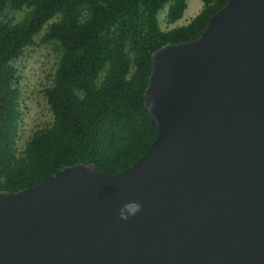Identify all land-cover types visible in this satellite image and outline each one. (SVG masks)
I'll return each instance as SVG.
<instances>
[{
    "label": "water",
    "instance_id": "1",
    "mask_svg": "<svg viewBox=\"0 0 264 264\" xmlns=\"http://www.w3.org/2000/svg\"><path fill=\"white\" fill-rule=\"evenodd\" d=\"M143 106L155 134L123 170L0 190V264H264V0L156 48Z\"/></svg>",
    "mask_w": 264,
    "mask_h": 264
},
{
    "label": "trees",
    "instance_id": "2",
    "mask_svg": "<svg viewBox=\"0 0 264 264\" xmlns=\"http://www.w3.org/2000/svg\"><path fill=\"white\" fill-rule=\"evenodd\" d=\"M169 0H0L29 7L14 23L0 22V190L15 191L63 165L87 163L104 173L128 167L155 134L143 106L150 56L161 45L198 36L225 0H201L186 24L162 30L157 13ZM171 0L165 21L181 16ZM45 25L41 42L58 52L52 84L43 89L52 115L16 149L18 89L11 61Z\"/></svg>",
    "mask_w": 264,
    "mask_h": 264
},
{
    "label": "rangeland",
    "instance_id": "3",
    "mask_svg": "<svg viewBox=\"0 0 264 264\" xmlns=\"http://www.w3.org/2000/svg\"><path fill=\"white\" fill-rule=\"evenodd\" d=\"M169 0L158 11L157 18L160 27L165 23V12ZM201 5L200 0H186V10L180 21L189 20L198 9L192 10V4ZM29 7L23 6L19 10L5 9L0 14V22L14 23L20 20ZM54 18L43 24L41 29L33 36V41L26 45L22 53L11 61L15 68V85L18 89L19 121L17 127L16 149H23L25 142L33 131L47 126L52 121V115L43 96V89L52 84L53 72L58 59V52L52 42H41L40 38L45 25Z\"/></svg>",
    "mask_w": 264,
    "mask_h": 264
},
{
    "label": "crops",
    "instance_id": "4",
    "mask_svg": "<svg viewBox=\"0 0 264 264\" xmlns=\"http://www.w3.org/2000/svg\"><path fill=\"white\" fill-rule=\"evenodd\" d=\"M201 1V0H200ZM199 6H200V8H199ZM186 0H185V7H184V9H183V11H182V13H181V16H182V14H183V12H185V10H186ZM199 8V9H198ZM202 8V1H201V5H199V4H196V3H194V4H192V10L193 11H195L196 9H198V11L196 12V14L200 11V9ZM196 14H194V15H196ZM193 15V16H194ZM181 16L178 18V19H176L175 21H173L172 23H167L166 21H165V23H164V26L163 27H160V29H162V30H168V29H171V28H173V27H176V26H181V25H184V24H186L189 20H186V19H184V21L183 22H181L180 21V19H181Z\"/></svg>",
    "mask_w": 264,
    "mask_h": 264
},
{
    "label": "clouds",
    "instance_id": "5",
    "mask_svg": "<svg viewBox=\"0 0 264 264\" xmlns=\"http://www.w3.org/2000/svg\"><path fill=\"white\" fill-rule=\"evenodd\" d=\"M141 205L136 202L127 203L120 210L121 219H127L130 215H135L140 211Z\"/></svg>",
    "mask_w": 264,
    "mask_h": 264
}]
</instances>
